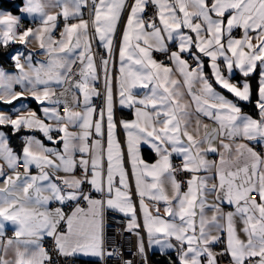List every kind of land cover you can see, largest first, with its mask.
Wrapping results in <instances>:
<instances>
[{"label":"snow or ice","instance_id":"obj_1","mask_svg":"<svg viewBox=\"0 0 264 264\" xmlns=\"http://www.w3.org/2000/svg\"><path fill=\"white\" fill-rule=\"evenodd\" d=\"M12 7L0 264H149L150 250L158 264H264V0ZM109 211L134 259L108 236Z\"/></svg>","mask_w":264,"mask_h":264},{"label":"built area","instance_id":"obj_2","mask_svg":"<svg viewBox=\"0 0 264 264\" xmlns=\"http://www.w3.org/2000/svg\"><path fill=\"white\" fill-rule=\"evenodd\" d=\"M95 103L97 104V106H99V99H96ZM107 225L108 236L110 238L115 237L119 241L127 258L134 259V257L129 255V253L135 250L136 237L128 232H123L122 234L120 233V230L126 227L124 218L118 213L109 211L107 213ZM148 256L149 264H152L149 253ZM76 264H93V262H85L80 258H76ZM113 264H116L115 258L113 259Z\"/></svg>","mask_w":264,"mask_h":264},{"label":"trees","instance_id":"obj_3","mask_svg":"<svg viewBox=\"0 0 264 264\" xmlns=\"http://www.w3.org/2000/svg\"><path fill=\"white\" fill-rule=\"evenodd\" d=\"M19 3H20V0H0V6L7 8L14 13L16 12V10L14 7H12V5L19 4ZM5 66H7V65H5ZM235 78L238 79V76H235ZM252 84H253V88H255L256 81L253 80ZM245 110L250 112L251 114H255L253 105L246 106ZM13 143L18 146L20 141L18 139H14ZM149 158H151V157H149ZM162 259H166V258H162L158 254H155V253L150 254V260H151L152 264H158V262L161 261Z\"/></svg>","mask_w":264,"mask_h":264},{"label":"crops","instance_id":"obj_4","mask_svg":"<svg viewBox=\"0 0 264 264\" xmlns=\"http://www.w3.org/2000/svg\"><path fill=\"white\" fill-rule=\"evenodd\" d=\"M0 10H3V11H10L9 9H7V8H5V7H2V6H0ZM12 12V11H11ZM14 13V12H13ZM119 40V37H117V41ZM18 47V46H17ZM235 76H238V79L237 78H235ZM234 76V82L235 81H237V80H239V79H241V77L239 76V74L237 73L236 75ZM100 87L102 88V84L100 85ZM102 104V99H99V106ZM0 107H7V106H0ZM33 107H35V105L33 104ZM245 110V109H244ZM246 111V110H245ZM246 112H248V111H246ZM250 113V112H249ZM253 115H255V114H253ZM125 118H130V117H127V115L125 116ZM133 192H134V189H133ZM133 200H134V202L136 203V208H137V212H138V214H139V202H138V199L135 197V195H133ZM118 214H120V213H118ZM123 218H124V220H125V224L127 223V220H126V218L122 215V214H120ZM151 253H154L153 251H149V254H151ZM78 258H80L81 260H83V261H85V262H93V259L92 258H85V257H78Z\"/></svg>","mask_w":264,"mask_h":264}]
</instances>
